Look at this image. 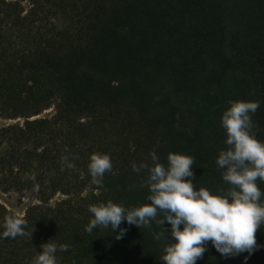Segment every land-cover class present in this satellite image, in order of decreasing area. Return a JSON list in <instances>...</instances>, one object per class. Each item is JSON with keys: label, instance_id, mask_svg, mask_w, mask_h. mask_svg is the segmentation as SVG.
<instances>
[{"label": "trees", "instance_id": "trees-1", "mask_svg": "<svg viewBox=\"0 0 264 264\" xmlns=\"http://www.w3.org/2000/svg\"><path fill=\"white\" fill-rule=\"evenodd\" d=\"M28 1L25 12L23 0H0V120L23 119L0 123V189L28 202L30 233L0 235V264H33L50 239L68 245L58 264H163L153 238L163 226L91 235L88 208L147 203L146 172L132 164L153 151L164 164L170 152L193 156L197 188L228 187L216 159L229 101L259 102L253 131L264 140V0ZM95 152L113 164L103 187L88 172ZM10 215L0 201V225ZM256 239L250 256L228 258L209 241L196 264H264V225Z\"/></svg>", "mask_w": 264, "mask_h": 264}, {"label": "clouds", "instance_id": "clouds-1", "mask_svg": "<svg viewBox=\"0 0 264 264\" xmlns=\"http://www.w3.org/2000/svg\"><path fill=\"white\" fill-rule=\"evenodd\" d=\"M259 106L258 101H229L221 115L228 147L219 152L216 165L222 170L227 188L219 192L197 188L192 179L193 156L170 152L164 164L153 151L150 160L132 164L137 174L146 172L141 186L148 189V202L131 208L111 200L90 205L92 217L85 232L92 235L94 229L110 228L116 239H121L127 231L120 227L122 223L144 229L155 222L163 226L153 233L155 240H164L160 258L163 264H196L209 241L225 258L245 252L250 256L258 247L257 230L264 225V191L258 184L264 182V140L253 131L252 120ZM62 167L73 169L75 164L64 156ZM112 168L108 154L95 152L90 156L88 172L94 185L103 187L105 173ZM33 190L39 191V185L34 184ZM161 213L163 217L159 218ZM166 223L170 227L166 228ZM0 227V235L5 238L30 234L26 231L27 221L18 215L7 216ZM41 249L33 264H58L57 252L67 251L68 245L50 239Z\"/></svg>", "mask_w": 264, "mask_h": 264}, {"label": "rangeland", "instance_id": "rangeland-1", "mask_svg": "<svg viewBox=\"0 0 264 264\" xmlns=\"http://www.w3.org/2000/svg\"><path fill=\"white\" fill-rule=\"evenodd\" d=\"M23 6L25 7V12L30 8V2L28 0H23L22 2ZM54 112L53 108L46 109L43 111L40 115L38 116H49ZM37 116V117H38ZM5 122H23V119L18 118V119H13V120H0V123H5ZM0 201L5 204L10 210L13 212L17 213L19 216H23L26 210V205L28 202L25 200L23 202L19 201L18 197L14 192H3L0 189Z\"/></svg>", "mask_w": 264, "mask_h": 264}]
</instances>
